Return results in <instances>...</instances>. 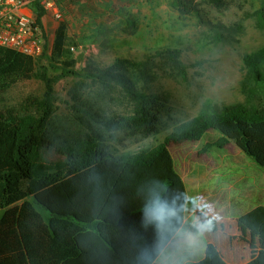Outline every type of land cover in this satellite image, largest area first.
<instances>
[{
    "label": "trees",
    "instance_id": "1",
    "mask_svg": "<svg viewBox=\"0 0 264 264\" xmlns=\"http://www.w3.org/2000/svg\"><path fill=\"white\" fill-rule=\"evenodd\" d=\"M172 5L181 14L195 9L185 0H172ZM42 15L36 3L39 25ZM252 16L263 28L264 0ZM126 20L134 26L133 20ZM67 28L66 21L58 23L51 57L74 67L75 60L65 55ZM234 28L241 26L219 25L215 39L223 40V31ZM165 52L185 77L180 51ZM242 62L243 102L216 106L206 101L197 115L176 123L161 142L122 153L107 143L106 132L147 137L162 128L166 104L139 85L146 63L117 58L90 70L87 76L93 81L117 85L133 102V112L104 118L103 129L67 141L44 134L52 112V89L44 76V93L32 99L39 114L0 113V264H141V252L153 249L156 242L155 230L143 224L145 205L156 195L175 200L179 207L175 230L160 249L152 251V261L159 264L156 257L182 225L187 201L184 181L174 169L171 144L197 141L215 130L220 136L204 143L198 156L232 143L264 168V47L245 53ZM32 77H42L37 58L0 46V92ZM51 151L60 157H49ZM193 264L229 263L208 242L203 257ZM243 264H264V249Z\"/></svg>",
    "mask_w": 264,
    "mask_h": 264
},
{
    "label": "rangeland",
    "instance_id": "2",
    "mask_svg": "<svg viewBox=\"0 0 264 264\" xmlns=\"http://www.w3.org/2000/svg\"><path fill=\"white\" fill-rule=\"evenodd\" d=\"M262 1L185 0L195 7L186 14H181L172 0H47L49 5L39 3L43 9L44 43L42 53L36 58L37 71L42 77L18 80L0 92V113L39 114L32 99L44 93L43 77L46 76L52 89V112L44 134L59 141L84 137L103 129L102 119L133 112V102L117 85L95 82L87 73L104 68L117 58L141 61L146 63V70L139 85L158 94L166 104L162 128L147 137L116 131L106 132L105 138L121 153L153 146L161 142L176 123L197 115L206 101L216 106L244 101L240 88L244 72L242 57L264 47V27L257 26L252 16ZM126 19L133 20L134 26L128 25ZM60 21L67 22L65 55L75 60L74 67L51 57L55 29ZM234 24L241 28L224 30L225 38L215 39L219 25ZM169 48L180 51L186 65L185 77L172 66L165 52ZM219 136L218 131L208 130L200 140L169 146L174 169L184 179L189 195L184 208L186 225L181 230L192 231L194 219L199 218L200 223L212 221L211 230L207 225L202 229L200 250L194 256L185 255L183 260L201 259L205 244L218 240L220 233L214 228L224 223L220 211L231 203L255 200V196H250L251 191L264 192V168L234 144L213 147L198 156L197 151L204 143L214 142ZM49 154L51 158L60 157L52 151ZM202 204L208 207L201 208ZM199 205L198 217L193 219L189 215L195 212L190 210L198 209ZM214 214L220 218L213 220ZM258 215L259 212L251 213L247 218ZM230 224L235 223L227 225ZM237 224L245 225L246 221L242 219ZM251 251L238 254L234 262H247Z\"/></svg>",
    "mask_w": 264,
    "mask_h": 264
},
{
    "label": "crops",
    "instance_id": "3",
    "mask_svg": "<svg viewBox=\"0 0 264 264\" xmlns=\"http://www.w3.org/2000/svg\"><path fill=\"white\" fill-rule=\"evenodd\" d=\"M250 196H255L256 199L247 200L244 203L242 202L239 203L236 202L234 204L231 203L230 206L227 207L225 210L223 209L222 211H220V216L224 223L214 228L220 233V235L218 237V240L212 243L216 246L222 258L229 264H243V263L234 262L235 261L234 258L235 256H237L240 253H243L244 251L252 250L251 256L249 258L251 260L259 250L264 249L263 248L264 246L261 244L264 243V192L251 191ZM188 197L189 195L187 194V201H188ZM199 208L200 205L198 206V209L196 208L193 209L192 207L190 211L193 210L195 213H192L193 212L192 211L191 212L192 214L189 216H191L194 219L197 216L196 213L200 212ZM255 212H259L260 215L252 218H247V216ZM242 219H245L246 224L245 225L237 224ZM186 220L187 218L184 215L183 223L177 232L181 231V229L186 225ZM194 220L199 226L200 225L199 218ZM232 222H234L235 224L227 225ZM258 242H260V244H258ZM185 255H188V253L183 248V241L181 240L180 237L177 236V234H175L170 239V241L165 245V247L162 249L159 255L156 257L155 261L156 263L159 264L161 261H166L167 264H172L173 261L183 260V257ZM203 255H204V251L202 257ZM188 261H190V263L193 264L198 260L190 259Z\"/></svg>",
    "mask_w": 264,
    "mask_h": 264
},
{
    "label": "built area",
    "instance_id": "4",
    "mask_svg": "<svg viewBox=\"0 0 264 264\" xmlns=\"http://www.w3.org/2000/svg\"><path fill=\"white\" fill-rule=\"evenodd\" d=\"M47 0H0V46L38 57L43 51V29L35 5ZM50 3L47 2V5Z\"/></svg>",
    "mask_w": 264,
    "mask_h": 264
},
{
    "label": "clouds",
    "instance_id": "5",
    "mask_svg": "<svg viewBox=\"0 0 264 264\" xmlns=\"http://www.w3.org/2000/svg\"><path fill=\"white\" fill-rule=\"evenodd\" d=\"M207 204H202L201 208H207ZM179 216V207L175 200H166L156 195L150 198L145 205L143 212V224L145 227L151 226L156 233V242L153 249H145L140 254L141 264H155L152 261V251L160 249L163 243L167 240L168 235L175 230L174 222ZM218 214H214L213 220L219 219ZM207 225L208 230H211L212 221H203L197 226L195 220L192 223V231L181 230L176 234L183 241V248L189 255H195L202 246L201 237L202 229ZM160 264H167L166 261H161ZM172 264H188L187 260L173 261Z\"/></svg>",
    "mask_w": 264,
    "mask_h": 264
}]
</instances>
